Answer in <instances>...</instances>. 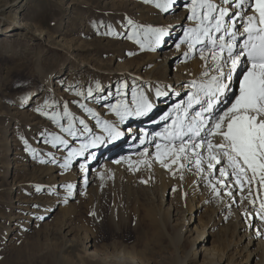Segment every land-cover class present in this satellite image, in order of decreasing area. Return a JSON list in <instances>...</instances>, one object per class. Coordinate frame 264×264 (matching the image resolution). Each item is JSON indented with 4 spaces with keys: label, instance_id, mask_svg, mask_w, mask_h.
Instances as JSON below:
<instances>
[{
    "label": "rangeland",
    "instance_id": "374dc122",
    "mask_svg": "<svg viewBox=\"0 0 264 264\" xmlns=\"http://www.w3.org/2000/svg\"><path fill=\"white\" fill-rule=\"evenodd\" d=\"M181 5L182 2L173 3L171 7H176L171 12L157 13L160 9L155 3L145 0H0V35L10 30L15 34L0 45V264H76L71 257L73 251L63 247L70 239L78 240L80 247L86 240V250L74 251L86 258L85 264H117V254L135 257L131 259L134 264H204L205 256L199 251L193 228L204 227L214 214L216 200L204 199L195 190L188 193L185 187L190 177L182 173L179 164L165 168L158 159L153 160L154 164L145 162L139 155L141 147L134 148L129 151L134 158L120 166L115 179L99 176L96 192L89 194L79 189L78 181L73 184L71 178L64 177L70 170L78 171L77 156L72 157L66 169L60 161L55 166L50 162L54 156L64 160L72 143L68 149L46 143L52 139L50 134L63 139L68 136L70 141L81 138L79 131L77 136H69L61 130V126L69 124V117L63 115L65 105L72 114L73 129L81 130L79 121L92 119L81 107V96L89 102V94L97 93L105 84V94L117 87L113 94L116 98L123 88L126 92L134 88L128 73L156 74V60L148 57L151 52L141 39L144 28L164 27L173 20L168 17L182 9ZM174 28V38L166 36L165 47L159 49L170 53L168 70L155 75L154 81L159 84L172 78L175 63L188 60L184 56L188 45L180 40L184 25ZM243 70L231 98L219 108L238 94ZM176 97L160 103L156 114L161 115ZM103 102L98 101L96 106ZM110 112L109 121L114 124L117 116ZM53 113H59L58 123L51 119ZM129 124L114 127L123 130ZM91 126L102 141H96L98 136H94L85 150L98 149L111 137L103 126ZM138 139L137 133L132 141ZM59 149L63 155L57 154ZM118 154L110 153L108 160L115 163ZM98 164L95 161L87 166V178L92 166ZM53 167L57 170L53 171ZM50 174L58 176L50 178ZM257 180L260 183L259 176ZM192 199L194 210L185 213L186 221L190 220L186 226L192 231L179 241L175 216L170 225L167 212L182 210ZM221 230L206 228V246L218 242ZM192 245L195 249L191 250Z\"/></svg>",
    "mask_w": 264,
    "mask_h": 264
},
{
    "label": "snow or ice",
    "instance_id": "6c2138e0",
    "mask_svg": "<svg viewBox=\"0 0 264 264\" xmlns=\"http://www.w3.org/2000/svg\"><path fill=\"white\" fill-rule=\"evenodd\" d=\"M145 3H155L158 9L167 11L174 0H145ZM187 6L191 11L187 18L196 23L184 33V42L188 45L184 56L190 59L192 53L198 52L205 62V70L201 75L209 79L202 82L195 92L188 93L189 99L186 104L181 101L174 106L177 115L172 124L166 126L164 130L163 151H160L162 145L156 144L157 159L165 168L175 164L185 168L192 163L188 156L189 150H192L198 174L205 172L201 166L205 160L208 169H214L222 163V160H226L227 168H219L220 177L226 178L231 175L236 178V183L243 187L242 181L251 184L259 176V182L264 185V0H255L258 16L246 15L245 9L251 6V0H217V2L191 0ZM131 23L132 21H129V24ZM239 23L243 24V32L237 28ZM167 34V29L163 27L149 25L144 28V38L152 47L158 46ZM238 37L242 39V43L238 42ZM136 42L141 43L140 40ZM176 47L179 49L180 45L177 44ZM241 66L244 70L239 77L238 94H235L234 99H231L224 108H219L221 98L231 90V82ZM210 73L215 74L210 75ZM189 83L197 85L196 80ZM156 95H167V93L157 88ZM194 105L198 108H194ZM81 107L96 118L98 125L105 127L112 139L120 134L109 121H101L91 109L84 105ZM152 107L143 90L137 93L134 88L131 106L120 101L111 105V110L123 122L128 116L147 115ZM63 115L69 117V124L67 127L61 126V130L67 132L69 136H76L77 133L73 130L71 122L72 114L68 111L67 105ZM58 116L59 113H53L51 119L58 123ZM167 118V114L161 117L162 120ZM79 123L84 125V131H88L83 120ZM50 135L52 139L47 140L46 143H51L53 147L57 144L68 145V141L61 136ZM156 135L161 136V133L158 132ZM95 140L102 141V137H95ZM216 140L219 142H215ZM141 143L143 144L144 141L142 140ZM84 148L85 146L82 145L80 150L71 149L61 167L66 169L72 157L82 155ZM31 151L36 150L31 149ZM202 151L207 152V157L202 155ZM181 159L186 163L180 164ZM50 162L56 163L55 160ZM80 167L82 171H86L85 164H81ZM228 168L231 169L230 173ZM249 172L250 177L247 175ZM217 183L223 185L224 180H217ZM67 187L71 188L72 185L69 184ZM210 187L219 195L215 185L210 184ZM37 190L39 191V186ZM227 194L232 195L231 192ZM260 208L264 210V203Z\"/></svg>",
    "mask_w": 264,
    "mask_h": 264
},
{
    "label": "bare ground",
    "instance_id": "6f19581e",
    "mask_svg": "<svg viewBox=\"0 0 264 264\" xmlns=\"http://www.w3.org/2000/svg\"><path fill=\"white\" fill-rule=\"evenodd\" d=\"M177 2H182L181 5L182 9H179V11L175 12L173 15L168 17V18L170 17L173 18V20L168 22L163 27L167 29L168 34L163 37L161 43L156 47H152L151 43L145 40L144 33H143V37L141 38L146 42L145 46L148 47V51L151 52L147 54L148 57H150V59H152L153 61L154 59L156 60V62L153 65L154 67L153 71H155L156 73L155 75L157 76H159V74H161L162 71L168 70V67L166 66V60L169 59L170 53H167L166 51H159L161 47H165L164 44L165 37L170 36V38L173 39L174 38L173 33L174 31H177L176 28H174V26H176L177 24L184 25V31L182 33L183 35L180 38L181 41H184L185 31L190 27H194L196 23V21H192L187 18L191 14V11L187 6L191 2V0H174V3ZM214 2H217V0H214ZM224 6L229 8L232 7L231 5H224ZM174 7L176 6L170 7L167 11H163V12L169 13L173 10ZM235 10L236 9H233V11ZM161 11L162 10L160 9L158 10L157 13ZM245 11H246V15L258 16V13L256 12L255 9V0H251V6L247 7ZM237 28L241 32H243L242 23H240L239 25L237 24ZM14 35L15 34L13 33V30H10L7 34L3 33L2 35H0V45L2 42L8 41V38L13 37ZM238 42L242 43V39L239 37H238ZM194 54H196L195 57L188 59L189 61L186 60L184 63H180V62L175 63L174 74L172 78L168 79L167 83H163V84L156 83L154 81L156 79L155 78L156 76L151 75V73L146 74L144 76L132 72L128 73L129 76L133 78L132 80L134 83V88L136 89L137 93H139V91L142 89L144 95L148 97L149 103H151L153 106L151 111L145 116H135V115L128 116L124 119L123 122L120 121V118L113 111L114 115H116L117 118L114 124H111L112 126L115 125L121 126L122 124L124 125L125 123L129 124V122L130 124L127 125L123 130L121 128H117L116 130L120 134L115 139H112V137H110V139L108 138L109 142L108 140L104 141L105 143L108 142V144L101 143L98 149L92 146L93 148L85 150L86 148H88V146L91 145L90 139L93 138L94 136L99 135V133L97 134V132L95 131V128L91 126V124H96L97 120L96 118L92 120L93 116L90 114V116H92V119L89 120L86 119L84 121V123L87 125L88 131H84V125L81 130H78L76 128L73 129L74 131H76L77 135L80 132L79 134H81L80 136L81 138L78 139L74 138L75 140L73 139V141L72 140L70 141L68 136L67 138H64L65 140L68 141V145L72 143V146H70L69 151L71 149L80 150L82 145L85 146L83 154L77 156L79 159L77 166L78 171L74 172L70 170V172H68V176H64V177L71 178L73 180L72 181L73 184L75 183V180L78 181V183H80L79 189L83 192L87 191L89 194H91V193H95L97 190L98 184L100 182L99 176L104 175L109 180L115 179L114 178L115 175H117V173L120 172V166L121 165L123 166L125 163L127 164L130 158L131 159L134 158L133 157L134 155L132 154L133 152H129L134 148L141 147L139 149V155H142L143 157L142 159H144L145 162L147 161L151 164H154L155 161L153 160L157 159V151H158L156 148V144L157 143L161 144L162 148L160 151H163V146L165 144V141L163 139L164 130L166 126L172 124L173 119L177 115V112L174 111V106L180 104L181 101H184L186 104L189 99L188 93L190 91L195 92L196 88L202 82H205L209 79L208 77H204L201 75V73L205 70L204 68L205 62L200 58L198 52L192 53L191 56ZM243 69L244 67L241 66L238 69V72L234 75V79L231 82V86H230L231 90L228 92L226 96L221 98L220 105L224 101L231 98L232 92L234 91V85L236 83L237 76L239 72ZM211 74H215V73H210V75ZM192 80H196L197 85H191L189 82ZM225 82L227 83V81ZM146 84H150V85L155 84L154 87L160 86L159 87L160 90L162 92L167 93V95L157 96L156 89H154V87L145 86ZM104 86L106 87L105 84H102L99 87V90L97 89V93L89 94L90 98H88V95L85 96L88 98L87 100L89 102H85L83 100V96H81V100L85 106L89 107L94 113L97 114L100 120L106 117L105 119H103V121H109L110 117L112 116V112H110L112 111L111 105L123 101L124 103H127L131 106L132 93L134 88L128 90V92H126L125 89L123 88L120 91L119 96L115 98L113 94H115L116 90H118L117 87L112 90L113 92L108 91L107 94H105V90H103ZM184 91L187 92L181 94ZM90 92H92V90ZM110 95L112 96L110 97ZM176 95L179 96L176 97ZM124 96H127V98L124 99ZM172 97H176V99L170 102V104L162 113L160 112L161 115L156 114L159 111L158 106L160 105V103L169 101ZM98 101H104V102L100 104V106L99 105L96 106ZM224 106L222 108H224ZM193 107L198 108V106L196 105H194ZM166 114L168 118L162 120L161 117H165ZM157 120L159 121V123L157 122ZM121 130L124 132H122ZM158 132L161 133V136L156 135V133ZM137 133L140 134V140L138 139L139 141L134 143L132 141V138L136 136ZM142 140L144 141L143 144L141 143ZM44 141L45 140H43V142ZM215 142H219V141L216 140ZM68 145L61 144L59 148L66 149ZM60 149L57 151V154L61 155L63 152H61ZM145 149H147V151H145ZM96 150L98 151L96 152ZM114 151L119 153L114 160L115 163H113L112 160L111 161L108 160V156H110V153L111 154L114 153ZM202 155L207 157V152L202 151ZM188 156L191 158L192 163L189 164L188 167L181 168L182 173H187L188 176L190 177L188 180V184L185 187L186 188L185 190L188 193H190L189 191L195 190V192L200 193L201 197L204 196V199L210 200V198H212L213 200H216L215 205L213 206L214 214L211 216V218L207 220L204 227L200 228L196 225L195 228H193L194 233L196 234V237H194V239H197L196 241L200 243L199 251L203 252V255L205 256L204 264H223L224 262H226V264H252L253 262H254L253 264H264V210H261L260 208V205L264 203V185L258 183V180L256 179V181L252 182L251 184H247L242 181L243 184L242 187L241 184L236 183V178L231 175H229L226 178L220 177L219 168L222 165H224L223 167L227 168L226 160H222V163L220 165H217L214 169H208L207 162L205 160L204 162H202L201 165L205 169V172L198 174L195 166V158L192 156V150H189ZM99 158H101L100 161ZM52 160H55L56 162L60 161V164H63L65 161V159L64 160L58 159L55 156L52 158ZM95 161L99 162V164L98 166H96L97 164L92 166L91 176L87 178V176L85 175L86 171H82L80 165L85 164L87 168V166L90 163H93ZM180 163L183 164L186 163V161L181 159ZM51 164L55 166V163L51 162ZM50 170H52V168H50ZM54 170H57V167H53V171ZM228 171L230 173L231 169L228 168ZM216 172H218L217 173L218 176H215ZM65 173L67 174V172ZM247 175L250 177L251 173L249 172ZM54 176H58V175H53V174L49 175L50 178ZM220 179L224 180L223 185L217 183V180ZM61 181L62 179H60L59 183H61ZM55 182L56 180L54 181V183ZM210 184L216 186V188L219 190V195L213 192L212 188L210 187ZM228 192H231L232 195L231 196L228 195L227 194ZM193 201L194 199H192L191 202L187 203L186 207H184L182 210L174 208V212L173 211L170 212V210H168L167 212V222H169V224L171 221L174 220L173 216H175V221L177 225V229H176L177 237H178L177 239L179 241L184 237L186 233L192 231L190 230L191 228L188 229V227L186 226V222L188 223L190 220L186 221L185 213L191 214V212L194 210ZM211 227L212 228L219 227L222 230L217 235L218 242H216L215 245L212 244L211 246L208 247L206 246V244L208 243L209 240L206 237H204V235L206 228H211ZM252 227H254V230H251ZM239 233H241V235ZM187 236H189V234ZM75 241H77L78 243V240L70 239L64 242L65 246L63 247L64 249L68 248L70 249V251L71 250L73 251V253L71 254L73 256L71 257L75 258L76 264H85L86 258H82L83 256L75 252L86 250L85 248L86 240L84 242V245H81V247L79 243L77 244ZM192 247L191 250L195 249L193 245ZM115 257H117L115 260L118 262L117 264H134L133 261H131V259L134 260L135 257H126L125 254H117V256ZM94 258L96 257L94 256ZM135 264H137V261H135Z\"/></svg>",
    "mask_w": 264,
    "mask_h": 264
}]
</instances>
